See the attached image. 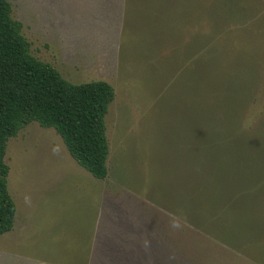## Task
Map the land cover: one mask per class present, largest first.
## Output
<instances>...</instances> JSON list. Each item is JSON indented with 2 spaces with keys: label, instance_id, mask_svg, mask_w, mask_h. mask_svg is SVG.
<instances>
[{
  "label": "rangeland",
  "instance_id": "rangeland-1",
  "mask_svg": "<svg viewBox=\"0 0 264 264\" xmlns=\"http://www.w3.org/2000/svg\"><path fill=\"white\" fill-rule=\"evenodd\" d=\"M9 1L35 57L115 96L105 179L52 127L8 140L0 264H85L104 183L144 202L135 264H264V0Z\"/></svg>",
  "mask_w": 264,
  "mask_h": 264
},
{
  "label": "trees",
  "instance_id": "trees-1",
  "mask_svg": "<svg viewBox=\"0 0 264 264\" xmlns=\"http://www.w3.org/2000/svg\"><path fill=\"white\" fill-rule=\"evenodd\" d=\"M115 96L106 80L73 83L30 52L9 0H0V234L12 229L16 205L7 184L6 145L35 121L60 135L73 159L94 177L107 176L105 115Z\"/></svg>",
  "mask_w": 264,
  "mask_h": 264
},
{
  "label": "crops",
  "instance_id": "crops-1",
  "mask_svg": "<svg viewBox=\"0 0 264 264\" xmlns=\"http://www.w3.org/2000/svg\"><path fill=\"white\" fill-rule=\"evenodd\" d=\"M119 186L111 187L104 183L96 187L100 203L94 217L90 250L85 264H96L95 260L99 261L100 257H105L109 252L115 256V264H135L137 261L139 247L133 243V232L139 227L147 229L149 226L135 207L140 203L144 205V202L136 193Z\"/></svg>",
  "mask_w": 264,
  "mask_h": 264
}]
</instances>
